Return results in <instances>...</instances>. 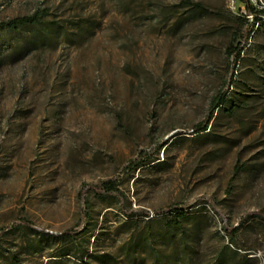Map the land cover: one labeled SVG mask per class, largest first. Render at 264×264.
<instances>
[{
    "label": "rangeland",
    "instance_id": "1",
    "mask_svg": "<svg viewBox=\"0 0 264 264\" xmlns=\"http://www.w3.org/2000/svg\"><path fill=\"white\" fill-rule=\"evenodd\" d=\"M248 1L0 0V21L45 8L64 26L0 67V264H264V0ZM141 153L159 160L134 170Z\"/></svg>",
    "mask_w": 264,
    "mask_h": 264
},
{
    "label": "trees",
    "instance_id": "2",
    "mask_svg": "<svg viewBox=\"0 0 264 264\" xmlns=\"http://www.w3.org/2000/svg\"><path fill=\"white\" fill-rule=\"evenodd\" d=\"M246 8L249 10L252 16L253 10L248 0L244 2ZM199 6V5H197ZM201 8V6H199ZM264 14V11H262ZM49 10L45 8H39L30 15L16 17L7 21H0V67L11 59H21L24 55L40 49H46L50 43L54 41L60 30L64 28L59 22L55 20H48ZM250 18L245 19L248 22ZM182 18H180L175 24L176 27L182 25ZM233 55L240 57L239 49H233ZM227 99L224 95L215 98L211 114L206 122L199 124L195 127V133H204L208 131L214 119V113L216 110L223 108ZM144 154L130 162L132 168L136 170L139 167L146 166L155 163L159 159H148ZM93 192L96 195H112L115 193V185L110 182H103L95 187H92ZM87 189H83L82 196L85 197ZM63 237L72 236L71 233H65ZM71 255L70 251H65L58 257L62 258ZM89 257V252H83L80 256H76L79 259L80 264H89L84 262L85 257Z\"/></svg>",
    "mask_w": 264,
    "mask_h": 264
}]
</instances>
